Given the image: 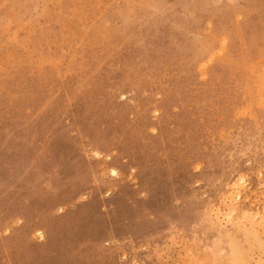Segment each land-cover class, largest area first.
Instances as JSON below:
<instances>
[{
    "label": "rangeland",
    "instance_id": "rangeland-1",
    "mask_svg": "<svg viewBox=\"0 0 264 264\" xmlns=\"http://www.w3.org/2000/svg\"><path fill=\"white\" fill-rule=\"evenodd\" d=\"M0 264H264V0H0Z\"/></svg>",
    "mask_w": 264,
    "mask_h": 264
}]
</instances>
